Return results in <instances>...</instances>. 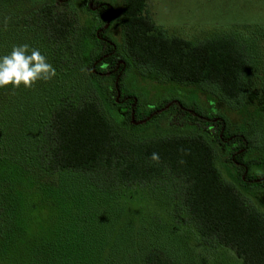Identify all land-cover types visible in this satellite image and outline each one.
I'll list each match as a JSON object with an SVG mask.
<instances>
[{
	"label": "trees",
	"instance_id": "trees-1",
	"mask_svg": "<svg viewBox=\"0 0 264 264\" xmlns=\"http://www.w3.org/2000/svg\"><path fill=\"white\" fill-rule=\"evenodd\" d=\"M146 2L122 0L118 44L70 3L0 0V55L28 44L56 71L0 88V264H264V180L225 176L216 144L191 126L173 135L134 126L132 116L154 111L120 96L127 70L183 88L187 100L202 91L224 111L222 139L235 136L257 171L254 134L264 128L243 124L264 105L254 102L264 91L248 87L264 64L252 69L230 40L167 37ZM152 193L165 195L164 215L127 212L133 195Z\"/></svg>",
	"mask_w": 264,
	"mask_h": 264
},
{
	"label": "rangeland",
	"instance_id": "rangeland-1",
	"mask_svg": "<svg viewBox=\"0 0 264 264\" xmlns=\"http://www.w3.org/2000/svg\"><path fill=\"white\" fill-rule=\"evenodd\" d=\"M106 1L113 8H116L115 14L117 18H120L122 0ZM144 14L149 16L155 26L159 27L169 38H181L193 44L205 42L212 38L230 40V42L238 43L244 49L249 61L253 62L252 69L253 66H258L260 62L264 64V0H147ZM110 36L118 40V44L122 43L118 32H111ZM258 72L260 70L255 69L252 73ZM250 75L248 76V87L259 88L263 92L264 74L258 75V84H254L255 80H251ZM123 80L124 91L138 101L142 112H147L152 106L161 107L164 103H167L168 106L173 97H168V94L165 93L167 88L172 90L180 89L188 93L183 88L161 84L158 80L149 81L148 79H140V77L138 79L130 70L126 71ZM157 88L165 91H157ZM202 93V91H198V95ZM193 98L182 101L179 98L180 100H178L186 109H193L205 116L215 115L220 118L223 117L224 111H220L218 104L214 100H206L204 96ZM254 102L264 104V99L256 98ZM260 108L256 107V113L259 116H252L243 124L244 129L248 133H254L257 128H264V105L261 104ZM231 117H236L235 113H232ZM158 119L159 117L157 116L147 124L136 127L142 130L148 128L152 134L158 132L159 135H173L184 132L180 127L172 126L175 125V122L169 121L168 124L166 121L158 124ZM232 120L233 122L236 121L235 119ZM159 127L163 130H159ZM236 130L239 132L241 128L237 127ZM254 136L258 142L254 152L264 154V136L256 133ZM248 153H250L248 159H251L252 152ZM231 167L234 168V166ZM256 169L257 171H252L253 169L249 171L254 174L259 171V176H264V163ZM223 174L226 176L225 170ZM224 175L223 177L227 180ZM261 196L264 197V193ZM132 200L136 203V207L126 208L128 213L134 212L141 215L161 211L162 215H164L165 209H167L166 201H163L166 200V197L162 193L148 194L144 198L133 195ZM209 260L218 262L214 256H210ZM221 264L228 263L222 261Z\"/></svg>",
	"mask_w": 264,
	"mask_h": 264
},
{
	"label": "flooded vegetation",
	"instance_id": "flooded-vegetation-1",
	"mask_svg": "<svg viewBox=\"0 0 264 264\" xmlns=\"http://www.w3.org/2000/svg\"><path fill=\"white\" fill-rule=\"evenodd\" d=\"M56 3H70L76 7L79 13L88 12V19L90 23L93 22L96 26L97 33L107 32V34H110L111 32H118V28L115 27L119 19L115 14L116 8H113L111 4L106 0H56ZM98 41H101L102 43H105L107 45L111 44L110 40H108L107 38L101 37L98 39ZM121 63L122 62L120 61V63L116 65V69H118L119 66L122 65ZM157 89V91L162 90L159 88ZM165 93L168 94V97H173L171 99V103L168 106L167 103H164L161 107L152 106L151 109H153L154 112L150 117L145 120L140 119L137 121H134L133 119L132 124H134V126L147 124L149 121L155 119L158 116V124H162L166 121L169 124V121H173L175 122V125L172 126L180 127V129L184 132L186 131L185 128L191 126L193 129H195L196 132H204L205 135H207V137L210 139V141L216 144L215 148L213 147V149H215L216 157L221 161V164L223 165L225 171L227 170L229 178H232V174L236 172L239 173L237 170H241L242 173L240 172V178L242 181L259 182L264 180V176H259V171L255 174L252 171L248 172V167L249 170L251 168L250 166L247 167L245 164L249 163V160H247V158L249 157L250 153L246 152L244 148H238L234 144L233 140L235 136L227 137V140L222 139V134L218 133V131L220 130L222 132L224 127V123L220 122V117L215 115L205 116L197 113L193 109H186L185 107H183L179 100L181 99L182 101L186 99L187 94L184 91L172 90L170 88H167ZM120 96H123L124 98H132L125 92L121 93ZM201 96H203V94L197 95L195 98ZM128 100L130 101V99ZM158 129L162 130L160 129V127ZM239 156H243L242 159L244 160V162L235 161ZM231 166H234V168ZM245 176H248V178H245ZM257 176H259L260 179ZM250 177L252 179H250Z\"/></svg>",
	"mask_w": 264,
	"mask_h": 264
},
{
	"label": "clouds",
	"instance_id": "clouds-1",
	"mask_svg": "<svg viewBox=\"0 0 264 264\" xmlns=\"http://www.w3.org/2000/svg\"><path fill=\"white\" fill-rule=\"evenodd\" d=\"M55 76L56 71L46 57L28 44L14 45L10 53L0 55V88H29L39 80L48 81ZM151 158L158 160L155 153Z\"/></svg>",
	"mask_w": 264,
	"mask_h": 264
},
{
	"label": "water",
	"instance_id": "water-1",
	"mask_svg": "<svg viewBox=\"0 0 264 264\" xmlns=\"http://www.w3.org/2000/svg\"><path fill=\"white\" fill-rule=\"evenodd\" d=\"M118 96H119V93H118ZM132 120H133V116H132Z\"/></svg>",
	"mask_w": 264,
	"mask_h": 264
}]
</instances>
